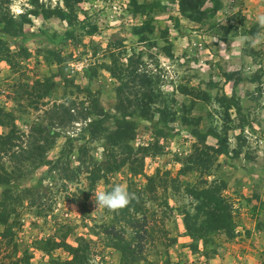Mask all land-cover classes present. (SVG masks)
Listing matches in <instances>:
<instances>
[{
  "label": "rangeland",
  "instance_id": "rangeland-1",
  "mask_svg": "<svg viewBox=\"0 0 264 264\" xmlns=\"http://www.w3.org/2000/svg\"><path fill=\"white\" fill-rule=\"evenodd\" d=\"M261 15L264 0H0V202L15 210L0 264H261ZM93 113L127 114V146ZM116 184L129 204L96 209ZM217 196L231 234L188 235L185 213Z\"/></svg>",
  "mask_w": 264,
  "mask_h": 264
},
{
  "label": "trees",
  "instance_id": "trees-1",
  "mask_svg": "<svg viewBox=\"0 0 264 264\" xmlns=\"http://www.w3.org/2000/svg\"><path fill=\"white\" fill-rule=\"evenodd\" d=\"M43 18H49L50 16L45 12H41ZM61 17V14L58 15ZM63 18V17H62ZM13 25H11L7 28L10 30V27L12 28ZM88 34H92L97 31L96 26H91L89 30H87ZM95 105H97V100L95 101ZM128 115L122 114L121 117L115 118L114 116H104L103 114H94L92 116V119L89 122V126L95 128L96 130H101L102 126L105 122H107L110 118L114 121L116 129L114 132L109 134L108 141L111 143L112 146H116L117 144L122 146H127L128 141L132 139L133 133H134V123L133 121L127 120ZM51 135H54V132L51 133ZM8 137V135L6 136ZM218 152V151H217ZM218 153H225V151H219ZM122 163V164H121ZM121 165H123V162H120ZM119 164L116 166L118 167ZM3 184V183H2ZM9 183L7 185L4 184V187L7 188ZM207 191H203L198 196L203 198L202 194H209ZM198 197L197 195H195ZM4 197V195H3ZM6 198V197H5ZM204 200V199H203ZM14 209L10 208V206L6 203V200H3L0 202V225L3 227H7L10 217L14 214ZM202 213L207 220L201 223V230L196 229L197 221L199 220V213ZM186 217L184 218V226L186 231L188 232V235L191 237H195L197 233H207L212 231H218L223 230L227 234H231L233 231V222L230 214V205L227 203L222 197L217 196L213 199L207 200L205 197V203L203 202V207L198 208L196 210V216L189 215L187 213ZM195 220V221H194ZM194 221V222H193ZM74 253H78L79 251L82 252L81 248H71ZM120 249V248H118ZM261 264H264V260Z\"/></svg>",
  "mask_w": 264,
  "mask_h": 264
},
{
  "label": "clouds",
  "instance_id": "clouds-1",
  "mask_svg": "<svg viewBox=\"0 0 264 264\" xmlns=\"http://www.w3.org/2000/svg\"><path fill=\"white\" fill-rule=\"evenodd\" d=\"M257 19L259 24L264 25V15ZM131 198L129 191L120 184L114 185L110 190L94 192L96 209L119 210L127 206Z\"/></svg>",
  "mask_w": 264,
  "mask_h": 264
}]
</instances>
